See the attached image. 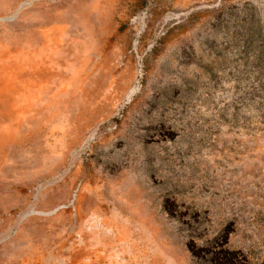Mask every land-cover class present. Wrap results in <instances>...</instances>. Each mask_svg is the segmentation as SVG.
Wrapping results in <instances>:
<instances>
[{"label":"rangeland","instance_id":"rangeland-1","mask_svg":"<svg viewBox=\"0 0 264 264\" xmlns=\"http://www.w3.org/2000/svg\"><path fill=\"white\" fill-rule=\"evenodd\" d=\"M0 264H264V0H0Z\"/></svg>","mask_w":264,"mask_h":264}]
</instances>
